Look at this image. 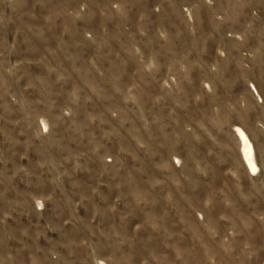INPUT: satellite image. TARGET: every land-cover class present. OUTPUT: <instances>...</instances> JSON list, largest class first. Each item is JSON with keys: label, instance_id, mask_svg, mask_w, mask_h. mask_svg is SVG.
<instances>
[{"label": "rangeland", "instance_id": "374dc122", "mask_svg": "<svg viewBox=\"0 0 264 264\" xmlns=\"http://www.w3.org/2000/svg\"><path fill=\"white\" fill-rule=\"evenodd\" d=\"M0 264H264V0H0Z\"/></svg>", "mask_w": 264, "mask_h": 264}, {"label": "bare ground", "instance_id": "6f19581e", "mask_svg": "<svg viewBox=\"0 0 264 264\" xmlns=\"http://www.w3.org/2000/svg\"><path fill=\"white\" fill-rule=\"evenodd\" d=\"M233 131L241 141L242 156L246 161L250 173L254 175V172H257L259 169L258 166L256 165V159H255V157L257 156L256 151L254 150L253 145L251 144L248 137L240 127L235 126L233 128Z\"/></svg>", "mask_w": 264, "mask_h": 264}, {"label": "built area", "instance_id": "2783aa9c", "mask_svg": "<svg viewBox=\"0 0 264 264\" xmlns=\"http://www.w3.org/2000/svg\"><path fill=\"white\" fill-rule=\"evenodd\" d=\"M252 88H253V86H252ZM254 89V88H253ZM255 90V89H254ZM255 92V91H254ZM256 93V92H255ZM256 97H257V99L259 100V102H262V100H261V98L259 97V95H257V93H256Z\"/></svg>", "mask_w": 264, "mask_h": 264}]
</instances>
